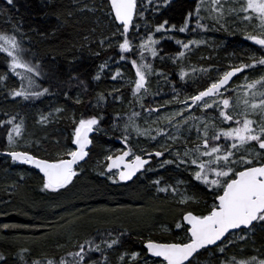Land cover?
Listing matches in <instances>:
<instances>
[{"label":"trees","instance_id":"1","mask_svg":"<svg viewBox=\"0 0 264 264\" xmlns=\"http://www.w3.org/2000/svg\"><path fill=\"white\" fill-rule=\"evenodd\" d=\"M137 2L138 11L143 8L144 14L134 20L138 31L129 32L133 51L124 53L118 48V43L123 40L117 31L119 24L113 20L110 0H14L13 5L0 0V33L16 34L22 46L30 50L27 53L30 62L40 66L41 75L35 76L39 87L31 90L42 92L43 88L49 89L40 97H14L12 92L20 89L21 80L11 71L10 58L0 52V77H7L0 80V254L8 264H31L38 259L42 264L47 259L59 262L63 254L69 252L65 250L67 242L82 244L85 240H94L101 243L102 239L110 240L123 231L125 235L120 238V245L109 249L101 243L105 251L96 253L100 264H121L118 257L125 252L144 253L142 241L149 238L171 241L183 237L182 229L175 225L184 223L181 218L187 211L207 213L212 197L206 186L195 181L184 166L177 168L175 164H162L174 159L166 150L138 147L136 141L141 137L132 129L125 133V121L128 122L136 109L132 94L138 77L130 61L135 59L138 64H151L152 72L147 77L149 87L157 80L167 81V85L155 86V91H149L148 100L155 99L160 105L173 94L203 90L228 62L234 65L239 59L248 62L251 53H264L259 51V46L245 39L244 25L235 16H232L234 28L230 36L225 32H214L210 23L203 19L201 8L198 21L197 0ZM164 21L168 22L164 30L156 32V26ZM198 23L205 27H198ZM185 25L188 30L180 32L179 28ZM148 36L157 40V55L153 57L150 50L144 51L145 59L141 61L135 46ZM191 40L201 43L193 44L189 49L177 43ZM196 51L205 57L198 60L195 67L207 71L199 73L197 77L201 76L197 81L187 80L185 76L181 77V72H185L183 68L190 63L194 66L191 58ZM180 52L185 56H179ZM121 56L125 59L122 60ZM169 57L175 62L171 64ZM188 57L190 63L186 62ZM117 71L121 75L112 79ZM254 71L246 70V73ZM23 83L27 85V81ZM177 85L179 90L168 93ZM92 116L100 118L103 132L96 131L92 136L93 145L88 158L77 166L78 175L69 190H44L45 180L38 171L4 154L14 145L17 150L55 159L58 154L74 148L70 146L74 144L76 121ZM12 117L16 118L15 124L21 125V136L14 137L17 143L10 146L7 133L12 125L3 122ZM125 135L128 143H125ZM129 146L136 154L156 151L165 154L153 156L150 164L142 170L143 174L139 173L128 183H114L107 175H100L106 171L107 164L106 161L101 165V160L107 155L119 154L118 149ZM175 178L186 183L196 202L181 204L172 198L174 193H160L153 183L161 179L160 186L173 187ZM87 216L91 222L83 221L80 228L72 224V221ZM5 224L27 227L5 229L2 227ZM159 224L168 225L166 229H158ZM69 237L74 238L68 240ZM252 242L254 244L249 249L247 244ZM241 244L244 245L239 252L238 245ZM229 254L240 255L241 259L249 256L264 258V227L257 224L255 231L248 233L247 241L237 239L235 244L229 245L228 259ZM104 255L107 261L103 259ZM223 256L225 254L211 256L209 264H220ZM125 260L126 264H133L130 256ZM0 264L4 261L0 260Z\"/></svg>","mask_w":264,"mask_h":264},{"label":"snow or ice","instance_id":"2","mask_svg":"<svg viewBox=\"0 0 264 264\" xmlns=\"http://www.w3.org/2000/svg\"><path fill=\"white\" fill-rule=\"evenodd\" d=\"M9 5L14 4V0H6ZM151 3V0H148ZM210 12L213 15L210 19L219 23L225 18V5L228 0H209ZM239 7H233L228 4L227 15L235 16L239 22L244 25L243 31L245 39L259 46V51L264 53V0H234ZM204 4V0H200V5L196 8L197 20L200 19V8ZM110 7L113 12V20L119 21L117 31L122 37L123 42L118 43V48L129 53L133 51V44L129 39L130 30H137L138 26L134 20L143 16L144 9L138 11L137 0H110ZM191 13L189 14V19ZM167 21L157 25L156 32L164 30ZM198 27H205L199 24ZM175 28V25H172ZM251 29L249 31L248 29ZM187 25L180 27V32L187 31ZM207 30V29H206ZM116 33H113L115 36ZM103 43V41H101ZM182 44L183 48L189 49L191 45H199L201 41L191 40L188 43L177 41ZM157 40L152 36H148L135 47L139 50L140 60L145 59L143 52L151 51L153 57L157 55L155 45ZM111 47V43L108 45ZM30 50L23 47L21 42L15 35L0 33V52L6 53L10 58V68L16 76L20 77L21 85L19 90H13L14 97H40L44 93H48V88L43 91H32L34 87H39L32 78L40 76V66L33 64L25 59V55ZM179 56H185L184 52H180ZM122 60L124 56L120 57ZM248 62H241L230 70L224 71L219 78L210 80L209 84L197 94L178 101L186 106V110L191 112L192 108H200L207 112L209 109H219L217 117L222 118L223 122H227V127H217L215 118L211 122L203 120L201 117L190 115L184 116V110L177 111L163 117L168 124H172L177 117H183L182 120L175 124L179 132L182 127L189 125L185 131L191 135L192 129H195L197 135L196 140L192 141L193 146L187 147L188 138H183L184 150L175 149L174 159L165 160L162 164H175L177 168L185 167V170L195 165L192 176L195 181H199L202 185L210 190L212 203L209 205L206 214H197L193 211H187L182 216L185 223H177L175 227L182 229L184 236L171 241H162L156 239H147L142 241L144 253L141 252H125L118 259L121 264H126L125 258L131 257L133 264H200V255L202 250L213 252L210 246H214L215 252L225 254V258L220 259V264H264V258L259 256H251L248 259L236 260L235 256L227 258L229 245L239 240L247 241L248 233L255 231V227L259 224L264 227V54L257 55L255 52L247 57ZM131 64L135 67V75L138 77L134 81L135 93H140L143 89L148 92V75L152 72L151 64H138L137 60L132 59ZM103 67V66H102ZM261 70V74L249 80L246 70ZM22 69L23 71H17ZM196 69H193L195 72ZM199 71L205 72L206 69ZM246 73L243 77L244 84H237L236 87L243 89V96L237 93L236 97L226 95L231 89V83L238 74ZM119 71L112 77L120 76ZM187 76L182 71L181 77ZM99 79V76L96 77ZM7 77H0V80H6ZM27 81V85H24ZM103 98V97H101ZM189 100L191 103H189ZM168 103H171L169 101ZM143 107V105H142ZM240 109L236 111V109ZM59 111V110H58ZM149 113L159 112V108L147 109ZM139 113L133 112L129 120L124 125L125 133L129 129H133L137 136L151 137L149 129H141L135 122V117ZM15 117L3 123L11 124V131L7 133L8 143L11 146L16 143L15 136H21V125L15 124ZM42 119H44L42 117ZM195 121H200L203 127L198 126ZM22 123V122H21ZM100 124V118L92 116L89 118H81L76 121L74 128L73 143L78 146L76 150H67L62 155L58 154L55 159H42L28 151H9L7 153L13 161H19L24 164L34 165L43 173L45 182L44 190L58 192L66 189L73 183L74 178L78 175L76 165L79 161H83L89 155L88 147L92 144L90 134L99 131L97 127ZM161 135H166L162 129H158ZM223 143H218L222 140ZM125 143H128V136L124 137ZM170 140H180L179 136H169ZM198 141V142H197ZM216 142V143H214ZM170 155H173L172 149H166ZM164 151H156L146 153L147 156H164ZM68 157V158H64ZM132 157L131 160L128 158ZM108 163L105 165L106 171L100 172V175H107L114 183L132 181L137 173L143 174L142 170L145 165L149 164V160L140 154H136L133 148L129 146L126 151L119 154L107 155L105 157ZM113 170H116L115 172ZM110 174V175H109ZM157 185V191L160 193L180 194L177 187L171 185H161V179L153 182ZM179 184L185 183L178 181ZM190 202H196L193 195H180L179 203L187 205ZM3 228L9 227H27L26 225H3ZM110 236L111 233H108ZM125 233L119 232L115 238L110 240L102 239L101 243L111 249L122 243L121 237ZM101 243L94 240H85L84 243L78 244V251L69 252L68 255L72 260L62 258L59 262L47 259L46 264H100L91 253H104L105 249L101 247ZM87 246V251L85 250ZM22 251L27 252L28 249ZM103 259L107 261V256ZM0 260L4 264H8L6 258L0 254ZM32 264H42L40 260H33Z\"/></svg>","mask_w":264,"mask_h":264},{"label":"rangeland","instance_id":"3","mask_svg":"<svg viewBox=\"0 0 264 264\" xmlns=\"http://www.w3.org/2000/svg\"><path fill=\"white\" fill-rule=\"evenodd\" d=\"M222 2H223V0H222ZM197 3L200 5V0H197ZM228 4H231V6H233V7H239L238 4L234 3V0H228ZM228 4L225 5V18L221 19L219 23H217V22H215V21L210 19V16L213 15V13L210 12L209 0H204V4L201 6V10H202L203 19L207 20L210 23L211 29L214 32H217V33L218 32H225V33H228L229 36H230V34L232 33V30H233L234 27H232V25H231V22L233 21L232 16L227 15ZM235 26H236V24H235ZM249 31H251L250 28H249ZM8 34L9 35H15L17 37V39L19 40V38H18V36L16 34H14V33H8ZM204 57L205 56L202 54V52L196 51L193 54L192 58H191V59L194 60L193 61L194 66L190 63L191 61L189 60V57L186 59V62L190 63V65L188 67H184L183 68V69H185V72L187 73V76H185L187 78V80H196L197 81L199 79V77L201 75H199L198 77H197V75L199 73H201V71H199L197 69V66L195 67V65H197V61L198 60H201ZM169 58H171L170 59L171 60L170 61L171 64L175 62L173 57H169ZM25 59L30 61V57L27 54L25 55ZM241 62H245V61L241 60V59L237 60L238 64L241 63ZM238 64L234 65L233 63L228 62V65L226 66V68L222 72L217 74V76H215V77L219 78V76L222 75V73L224 71H227L230 67L236 66ZM194 68L196 69L195 72H193ZM17 71H21L22 72L23 70L22 69H17ZM251 71L253 72V70H251ZM247 74L249 76V80H251L252 78L258 77L261 74V70L260 69H256L254 71V73H247ZM31 75H32V78L35 80V74L32 73ZM244 75L241 76V77H237V78H235L233 80L235 83H231V89H234V91L230 90L228 93H226V95L235 98L237 93H239L241 96H243L244 90L240 89V88H237L236 85L237 84H239V85H243L244 84V79H243ZM168 77H170V75H168ZM167 84L168 83H167L166 80H163V81L157 80L156 82H152L150 87H149V85H147V88H148V92L147 93H145L143 89L141 90L140 93H135V89H134V92L132 94V99H133V104L136 107V109L133 112L139 113V116L134 118L135 122L140 126L141 129H149L151 137H154V139H151V138H149V136H140L141 139L140 140L138 139L136 141V145H138V147H142V146L143 147H156V148L162 149V150L172 149L173 150V155H171V156H173V157H174L175 149L179 148L181 151L184 150L183 138H188L189 139V143H188L187 147H192L193 146L192 141L196 140L197 133H196L195 129H192L191 135L189 136V133L187 131H185V128H188V127L191 126V122H190L189 125H185L184 127H182L180 129V131L178 132L177 128L175 127V124L177 122H179L180 120H182L183 117H177V119L175 121H173L172 124H168V122L165 119H163L164 116L170 115V114L175 113V112L180 111V110H184V116L185 117H188L190 115H194V116H197V117H201L203 120H207L209 122H211L213 120V118H215V124H216L217 127H227V122H223L222 118H218L217 117V112L219 111V109H216L215 111L213 109H209V110H207V112H205L204 110H202L200 108H192L191 112H189V111L186 110V106L183 103L178 102V101H183L185 98L190 97L191 95L197 94L198 92L194 93L192 90H188L184 94H180V93H176V95L173 94L174 96L171 97L169 100L167 99L165 104H160V105L158 104V101L155 100V99H152V101L148 100V95H149L150 89H152V91H155V89H154L155 86L162 87V86L167 85ZM201 86H203V85H201ZM179 89H180V86L177 85V88H174V87L170 88L168 93L175 92L176 90H179ZM169 101H171V103H168ZM189 103H191L190 100H189ZM142 105H143V107H142ZM149 108H153V109L159 108L160 111L159 112L153 111V112L149 113L147 111V109H149ZM239 110H240L239 108L236 109V111H239ZM125 123H127V121H125ZM195 123L198 126H200L201 128L203 127V125L201 124L200 121H195ZM97 127L100 129L99 131H97V133H102L103 129L100 127V125H98ZM158 129H162L163 132L166 133V135H161L160 132L157 131ZM13 136L17 137V136H15L14 133H13ZM169 136H179V137H181V139L180 140H170ZM223 142L224 141H223V138H222V140L220 142H218V143H223ZM214 143H216V142H214ZM12 147L13 148L10 149V150H16L14 145H12ZM70 147H74L71 150H75L74 144L71 145ZM126 150H127V147L126 148H120L117 151H119V152L121 151L122 152V151H126ZM145 154L146 153L141 152L140 155H145ZM130 158L132 159V157H130ZM101 161H102L101 165L106 164V159L105 158L103 160H101ZM107 163H108V161H107ZM22 164H24V163H22ZM101 168H102V166H101ZM194 169H195V165H193L191 168L187 169V171H188V173H192V171ZM76 170H77V168H76ZM113 171L115 172V170H113ZM178 181H181V180L180 179L177 180V178H175L174 179V184H173V187H177L179 189V193H180V194H175V196L172 197L176 201L180 200V195H190L189 194V188L186 185V183L179 184ZM71 186L69 185L65 189V191L69 190V188ZM68 193H70V192H68ZM71 195L72 194H70L69 196H71ZM209 196H211V194H209ZM14 202L17 203L18 201H14ZM211 203H212V200H209L208 204L210 205ZM207 207H209V206L207 205ZM83 221L91 222V220L87 216L86 218L77 219V220L72 221V224L76 225L78 228H80V226L82 225ZM167 225L168 224H163V225L159 224L158 225V229H166ZM72 238H74V237H69L68 240H70ZM85 238L86 237H84V239ZM237 239H238V237H237ZM67 243L68 244L66 245V247L67 246L68 247L65 250H69V252H75V251L79 250V248L76 247V246H78L76 241L67 242ZM253 244H254L253 242L252 243H248L247 247L249 249H251ZM243 245L244 244L238 245V247H239L238 251L239 252L241 251ZM212 250H213V252L215 251V249H212ZM69 252L68 251L65 252L63 254V258L71 261L72 257L68 255ZM213 252H209V251L203 252V254L200 256V264H209V258L211 256L216 255L217 257H219L222 254V253H219V252H215V254H213ZM94 253H97V252H93L91 254H94ZM228 256H229V258H231L232 256H235V255L229 254ZM37 257H39V256H37ZM224 257L225 256H223V258ZM235 257H236L237 261L241 259L240 255L239 256H235ZM250 257L251 256H249L248 258H250ZM11 264H17V263L16 262H11ZM43 264H46V261H44Z\"/></svg>","mask_w":264,"mask_h":264},{"label":"water","instance_id":"4","mask_svg":"<svg viewBox=\"0 0 264 264\" xmlns=\"http://www.w3.org/2000/svg\"><path fill=\"white\" fill-rule=\"evenodd\" d=\"M117 23L119 24V21H117ZM252 44H253V42H251ZM254 45V44H253ZM256 46V45H255ZM230 70V69H229ZM242 74V73H241ZM241 74H238V76L239 75H241ZM236 77H234L233 78V80L235 79ZM96 133V131H94L93 133H91L90 134V138L92 139V136L94 135ZM92 143H93V141H92ZM75 145V144H74ZM91 146H92V144L91 145H89V147H88V152H89V149L91 148ZM78 146H76L75 145V150H76V148H77ZM15 151H21V150H15ZM9 152V151H8ZM8 152H5V154L7 155V153ZM155 152H153V154H154ZM32 154V153H31ZM143 156V155H142ZM10 157V156H9ZM38 157V156H37ZM88 157V156H87ZM87 157H85V159L83 160V161H79L78 162V164L75 166V167H77L78 165H80L81 163H83L86 159H87ZM146 159H148L149 160V163H150V160H151V156H144ZM39 158H41V157H39ZM42 159H44V158H42ZM129 160H131L130 158H128ZM13 160V159H12ZM16 162H18V163H22V162H19V161H16ZM29 165V164H28ZM32 168H34L36 171H38L41 175H42V177H43V173L39 170V169H37V168H35V166L34 165H30ZM145 166H147V165H145ZM138 174L139 173H137V176H138ZM136 176V177H137ZM136 177H134L133 179H135ZM44 178V177H43ZM128 182H130V181H126V182H123V181H121V183H128ZM185 224H186V221H183ZM214 246H210V248H213ZM203 251V250H202Z\"/></svg>","mask_w":264,"mask_h":264},{"label":"bare ground","instance_id":"5","mask_svg":"<svg viewBox=\"0 0 264 264\" xmlns=\"http://www.w3.org/2000/svg\"><path fill=\"white\" fill-rule=\"evenodd\" d=\"M116 22H117V21H116ZM229 69H231V67H230ZM229 69H228V70H229ZM228 70H227V71H228ZM242 74H243V73H242ZM242 74L239 75V76H242ZM239 76H238V77H239ZM236 78H237V77H236ZM16 143H17V142H16ZM92 145H93V143H92ZM21 146H22V145H21ZM74 146H75V145H74ZM91 147H92V146H91ZM12 148H13V147H12ZM16 148H17V147H16ZM20 148H21V147H20ZM31 148H33V147H31ZM31 148H30V149H31ZM30 149H29V150H30ZM16 150H17V149H16ZM20 150H21V149H20ZM8 151H13V150H10V149H9V150H7V151H5V152H8ZM36 151H37V150H36ZM3 152H4V150H3ZM5 152H4V154H5ZM39 152H40V151H39ZM5 155H6V154H5ZM4 164H5V163H4ZM8 166H9V165H8ZM103 232H104V231H103ZM98 233H99V232H98ZM91 234H92V233H91ZM104 234H105V233H104ZM88 236H89V235H88ZM93 238H94V237H93ZM95 238H96V237H95ZM96 240H97V239H96ZM102 245H103V244H102ZM76 247H78V246H76ZM20 249H21V248H20ZM20 249H19V250H20ZM71 250H72V249H71ZM59 252H60V251H59ZM66 252H67V251H66ZM1 253H2V252H1ZM2 255H3V254H2ZM12 255H13V254H12ZM91 255H92V254H91ZM101 255H102V254H101ZM18 256H19V255H18ZM33 257H34V256H33ZM31 258H32V257H31ZM60 258H61V257H60ZM32 259H33V258H32ZM32 259H31V260H32ZM13 260H14V259H13ZM38 260H39V259H38ZM57 260H58V259H57ZM15 261H16V259H15ZM57 262H58V261H57Z\"/></svg>","mask_w":264,"mask_h":264},{"label":"flooded vegetation","instance_id":"6","mask_svg":"<svg viewBox=\"0 0 264 264\" xmlns=\"http://www.w3.org/2000/svg\"><path fill=\"white\" fill-rule=\"evenodd\" d=\"M94 255H95V256H94ZM93 257H94L95 259H97V255H96V253L93 254Z\"/></svg>","mask_w":264,"mask_h":264}]
</instances>
